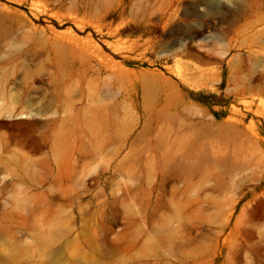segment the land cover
<instances>
[{
    "label": "rangeland",
    "instance_id": "obj_1",
    "mask_svg": "<svg viewBox=\"0 0 264 264\" xmlns=\"http://www.w3.org/2000/svg\"><path fill=\"white\" fill-rule=\"evenodd\" d=\"M264 0H0V264H264Z\"/></svg>",
    "mask_w": 264,
    "mask_h": 264
},
{
    "label": "bare ground",
    "instance_id": "obj_2",
    "mask_svg": "<svg viewBox=\"0 0 264 264\" xmlns=\"http://www.w3.org/2000/svg\"><path fill=\"white\" fill-rule=\"evenodd\" d=\"M259 206H264V201H262V202L259 204Z\"/></svg>",
    "mask_w": 264,
    "mask_h": 264
}]
</instances>
